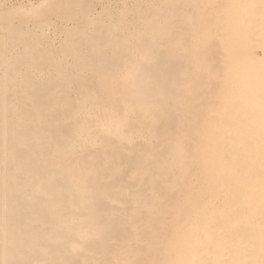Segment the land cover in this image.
<instances>
[{
  "label": "bare ground",
  "instance_id": "bare-ground-1",
  "mask_svg": "<svg viewBox=\"0 0 264 264\" xmlns=\"http://www.w3.org/2000/svg\"><path fill=\"white\" fill-rule=\"evenodd\" d=\"M142 1L0 42V264H264V0Z\"/></svg>",
  "mask_w": 264,
  "mask_h": 264
},
{
  "label": "rangeland",
  "instance_id": "rangeland-1",
  "mask_svg": "<svg viewBox=\"0 0 264 264\" xmlns=\"http://www.w3.org/2000/svg\"><path fill=\"white\" fill-rule=\"evenodd\" d=\"M41 1L45 0H0V42L7 43L9 41L8 30L10 27H14L13 29L20 32L21 37L25 39L27 37L39 39L36 41L38 44H35L38 47L62 48L65 44L64 41L70 38L68 36L71 29L79 23L76 16L80 17V14L85 13L88 17H91L90 15L104 17L107 12L112 13V18L127 26L128 30H134L131 27H138L146 36L151 37V32L146 30L144 21L138 20L133 6L134 0H47L50 4L47 2L46 10L41 12L38 17L31 20L27 19V21H25L26 19L23 20L25 17L20 18L19 16L13 19L12 14L14 15L13 10L16 7H26ZM153 2V0H143L142 4L145 6L141 7L140 12L145 14L144 8ZM146 9L150 8L147 7ZM29 32H31V36ZM121 263L125 264V262Z\"/></svg>",
  "mask_w": 264,
  "mask_h": 264
}]
</instances>
